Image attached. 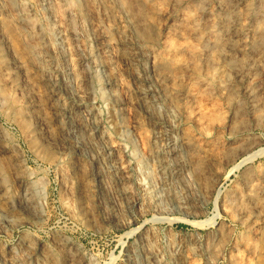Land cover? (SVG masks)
<instances>
[{
    "label": "rangeland",
    "instance_id": "1",
    "mask_svg": "<svg viewBox=\"0 0 264 264\" xmlns=\"http://www.w3.org/2000/svg\"><path fill=\"white\" fill-rule=\"evenodd\" d=\"M83 1L0 0V264H264V0Z\"/></svg>",
    "mask_w": 264,
    "mask_h": 264
},
{
    "label": "bare ground",
    "instance_id": "2",
    "mask_svg": "<svg viewBox=\"0 0 264 264\" xmlns=\"http://www.w3.org/2000/svg\"><path fill=\"white\" fill-rule=\"evenodd\" d=\"M69 2H71L72 5L74 4V5H76L79 8H81L82 7V3H84V1L82 2V0H69ZM133 2L135 3L134 0H127L126 8H129V10L131 12H135L137 14V13H139V11L136 8V6H134V3ZM100 4H101V6L103 8V11L106 14V16H108V17H110L111 15L112 16H115L113 13H111L112 11H111V6H110V1L109 0H100ZM82 10H84V9H82ZM109 21L111 22V20H109ZM108 39H109V42L108 43L112 45L113 44V40H114L112 38V35H109ZM173 43H174L173 41L172 42H169V44H168L169 50H174L176 52H181V51H184V50L186 51L189 48V47L183 46V45L182 46H175V44H173ZM181 62H182V59L177 60L174 57L172 58L170 56L169 57H164V58H162L159 61V67L161 66L162 68L167 69V68L172 67L174 64H180ZM144 79H145V81L148 80L147 77H145ZM149 101L151 102L152 100L150 99ZM199 115H200V117H203L204 116V112L201 111ZM143 140H144V143H146V138H143ZM110 160L111 159H109V162H110ZM109 162L107 160V163H108L107 165H108V170L109 171L117 169V167L113 163H109ZM196 170L198 171V169H196ZM200 172H202V171H198V173H197L198 174V177L201 174ZM164 180H166V179H163L162 181H164Z\"/></svg>",
    "mask_w": 264,
    "mask_h": 264
}]
</instances>
